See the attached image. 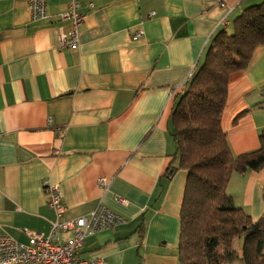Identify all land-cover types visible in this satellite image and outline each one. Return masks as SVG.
I'll return each instance as SVG.
<instances>
[{
	"label": "crops",
	"instance_id": "obj_1",
	"mask_svg": "<svg viewBox=\"0 0 264 264\" xmlns=\"http://www.w3.org/2000/svg\"><path fill=\"white\" fill-rule=\"evenodd\" d=\"M247 1L86 0L83 10L94 8L78 46L59 50L60 30L70 25L58 15L69 0H46V18L37 22L26 1L0 0V235L26 243L27 233L46 236L51 223L103 206L125 222L87 238L80 259L179 264L186 172L165 176L174 163L173 103ZM221 128L234 156L260 148L264 45L229 77ZM44 180L61 190L58 218ZM263 184L264 168L233 174L226 191L256 220L264 214Z\"/></svg>",
	"mask_w": 264,
	"mask_h": 264
},
{
	"label": "trees",
	"instance_id": "obj_2",
	"mask_svg": "<svg viewBox=\"0 0 264 264\" xmlns=\"http://www.w3.org/2000/svg\"><path fill=\"white\" fill-rule=\"evenodd\" d=\"M232 27L230 34L221 30L213 37L172 107L174 163L165 176L186 172L179 264H264V214L252 219L226 191L233 174L264 168V131L258 150L234 156L221 128L229 77L245 70L264 45V0L244 8Z\"/></svg>",
	"mask_w": 264,
	"mask_h": 264
},
{
	"label": "built area",
	"instance_id": "obj_3",
	"mask_svg": "<svg viewBox=\"0 0 264 264\" xmlns=\"http://www.w3.org/2000/svg\"><path fill=\"white\" fill-rule=\"evenodd\" d=\"M26 1L31 20L37 22L46 18V0H24ZM86 0H69L68 8L64 13L58 15L60 22H68L70 27L67 31L60 30L58 37V49H70L78 46L79 27L85 20L87 13L93 10L92 3L82 2ZM239 3L245 0H237ZM221 7H226L221 4ZM228 8V7H227ZM234 7H229L232 11ZM139 35L134 38L137 39ZM101 188H106L105 179H98ZM48 206L58 218L64 212L63 197L58 185L49 181L41 183ZM119 203H124L120 198ZM125 221L107 208L99 206L95 211L87 216L65 222H53L50 224L49 232L46 236L27 233L28 241L20 243L13 238L0 235V264H105L101 259L82 260L79 254L83 249L87 238L95 234L111 230ZM59 233L69 234V238L64 242H59Z\"/></svg>",
	"mask_w": 264,
	"mask_h": 264
},
{
	"label": "rangeland",
	"instance_id": "obj_4",
	"mask_svg": "<svg viewBox=\"0 0 264 264\" xmlns=\"http://www.w3.org/2000/svg\"><path fill=\"white\" fill-rule=\"evenodd\" d=\"M253 1V3L251 4V5H254V4H260L263 0H249V1H247V2H252ZM251 5H249V6H251Z\"/></svg>",
	"mask_w": 264,
	"mask_h": 264
},
{
	"label": "bare ground",
	"instance_id": "obj_5",
	"mask_svg": "<svg viewBox=\"0 0 264 264\" xmlns=\"http://www.w3.org/2000/svg\"><path fill=\"white\" fill-rule=\"evenodd\" d=\"M47 3V2H46Z\"/></svg>",
	"mask_w": 264,
	"mask_h": 264
}]
</instances>
